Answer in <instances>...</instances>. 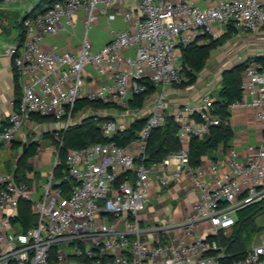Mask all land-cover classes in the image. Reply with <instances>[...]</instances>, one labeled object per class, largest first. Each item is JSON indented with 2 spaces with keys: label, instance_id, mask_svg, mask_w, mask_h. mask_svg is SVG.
Segmentation results:
<instances>
[{
  "label": "built area",
  "instance_id": "obj_1",
  "mask_svg": "<svg viewBox=\"0 0 264 264\" xmlns=\"http://www.w3.org/2000/svg\"><path fill=\"white\" fill-rule=\"evenodd\" d=\"M200 1L54 0L24 19V39L10 47L22 90L0 127V155L35 112L56 119L57 135L77 113L111 115L101 124L107 135L123 127L110 109L76 111L80 98L117 103L118 110L132 115L129 124L140 116L146 121L127 146L110 140L71 148L61 175L57 153L40 184L17 180L0 166V264H223L229 254L218 234L232 228L240 209L264 199V129L259 142L247 145L244 158L228 145L222 158L212 159L209 172L192 164L191 137L202 138L223 122L216 97L206 92L173 110L181 148L162 160L145 161L151 131L165 122L168 87L184 78L183 47L264 27V0H210L206 6ZM80 9L85 13L80 49H45V35L74 27ZM102 13L109 20L121 15L127 26L112 27L109 39L96 48L89 30ZM88 64L111 80L86 89ZM147 80L158 91L145 107L131 108L130 100L147 88ZM242 87L230 112L251 104L264 125V69L256 60L246 66ZM185 175L198 189L192 209L179 221L147 222L154 190ZM23 198L32 201L36 214L26 229L16 220ZM262 236L228 264H264V231Z\"/></svg>",
  "mask_w": 264,
  "mask_h": 264
},
{
  "label": "trees",
  "instance_id": "obj_2",
  "mask_svg": "<svg viewBox=\"0 0 264 264\" xmlns=\"http://www.w3.org/2000/svg\"><path fill=\"white\" fill-rule=\"evenodd\" d=\"M52 1L54 0H42L40 5L30 12L27 17L41 11L42 8L49 5ZM27 13L28 11L25 14ZM24 19L25 18L23 16L19 21V27L21 28L19 41L17 42L19 45L22 43L25 36V29L23 25ZM233 27L234 25L231 26V29ZM231 36L232 31H229L218 38L211 39L210 41L198 42V40H195L185 45L183 47L182 54V71H187L188 78L183 80L184 83H195L197 80V72L204 68L212 49L223 44ZM254 60L259 62L261 67L264 69V52L257 53L254 56ZM248 64L249 63H247L246 66ZM243 67L239 65L235 68L226 69L223 72L222 84L215 100L216 112L223 118V122L218 125H213L210 132L202 138L195 135L191 137L190 159L192 164H201L203 155L216 150L221 145L226 147L229 140L234 136L233 128L231 127L230 123L225 120L230 116L231 113L229 110L230 103L240 99L243 95V73H241ZM17 77L19 76L17 75ZM146 83L148 84L147 88L144 91L135 94V96L130 100L131 108L138 109L145 107L150 98L158 91L159 87L157 84L149 80H147ZM87 107L93 109H118L120 106L117 103L111 101L80 98L76 103L75 110L78 111ZM109 116L111 115L105 116L99 114H87L81 121L71 124L64 131V133L62 132L59 135L56 134V131H46L43 133V137L51 140L52 143L58 144L59 146V164L56 168L57 175H61L64 172V169L66 168L67 154L71 148L84 147L97 141L106 142L110 140H114L122 146H127L132 140L138 138L139 131L146 121V116H140L132 121L129 125L119 127L115 132L107 135L103 133L101 124L102 121ZM31 118L35 119L36 121L46 119L56 120L53 116L44 115L39 112L33 113ZM178 128V123L173 111L166 113L165 122L162 125L154 128L148 137L147 146L145 149V153L147 154L145 158L146 163L162 160L171 152L178 151L181 148V142L177 134ZM26 141H29L30 143L28 144L27 149L23 152L24 141L19 138L14 139L13 147L22 150V153L16 160L15 167L6 171L8 173L12 172L17 180H27L26 171L27 169L32 168L29 158L37 153L38 148L41 145L39 139L30 138ZM65 185H68L67 180L65 181ZM263 207L264 199L240 209L238 211V219L232 226L230 233H224V230L220 231L217 237L221 240L225 251L229 254L227 257L222 258L223 264H228L230 259L242 255L245 250L252 246L247 245V240H245V238L240 235V232L245 228L249 230L250 234H254L256 232L260 233V229L254 225L246 226L244 225L243 221L250 219L252 214ZM16 220L21 222L23 229H26L35 223L36 214L32 210L31 200L25 198L20 200L19 213L16 217Z\"/></svg>",
  "mask_w": 264,
  "mask_h": 264
},
{
  "label": "crops",
  "instance_id": "obj_3",
  "mask_svg": "<svg viewBox=\"0 0 264 264\" xmlns=\"http://www.w3.org/2000/svg\"><path fill=\"white\" fill-rule=\"evenodd\" d=\"M37 2L38 0L0 1V127L6 123L9 113L17 106L22 90V79L17 77L15 73L10 47L19 41L21 33V28L19 27L20 19ZM200 3L206 6L210 4V0H201ZM84 17V10L80 9L75 15L74 27H69L57 33L46 34L43 41L44 48L54 51L67 49L78 51L85 29ZM126 26L127 23L121 15H118L113 20H109L107 14L102 13L90 28L89 36L94 46L99 48L109 39L110 29L112 27L124 28ZM110 80V74L100 73L96 65L88 64L86 66V89H94L101 83ZM201 95V93H197L193 97H187L183 102L196 99ZM115 109L110 108L111 112L119 111ZM228 122L234 130V136L229 140L228 145L236 146L241 153V157L244 158L247 153V145L260 141L264 129L263 122L255 117L254 107L251 104H245L235 109L231 113ZM38 123L35 119L31 118L25 122V126L30 127ZM40 125L44 126L43 133L46 131L55 132L59 126L58 122L52 119L43 121ZM46 125L52 126L46 127ZM28 135V132L20 131V135L17 138L22 139L21 137H26V140H28ZM227 146L224 147L221 145L216 150L203 155L201 164L206 168L207 172H209V165L212 159L222 158L227 150ZM12 148L13 145L7 149ZM49 148L50 146L48 145L44 147L40 145L37 153L29 158V161L35 164L36 169L41 170L47 165L49 168L50 162L54 159L53 152ZM42 151L45 153L44 158L46 160L38 158ZM197 194L198 189L188 175H185L173 185L157 188L154 190L152 202L148 208L147 219L155 223L179 221L192 209Z\"/></svg>",
  "mask_w": 264,
  "mask_h": 264
},
{
  "label": "rangeland",
  "instance_id": "obj_4",
  "mask_svg": "<svg viewBox=\"0 0 264 264\" xmlns=\"http://www.w3.org/2000/svg\"><path fill=\"white\" fill-rule=\"evenodd\" d=\"M34 1V0H33ZM264 52V27L256 31H247L237 36L229 37L223 44L216 46L212 49L209 59L207 60L204 68L197 72V80L193 84H186L183 80L188 78L187 71H181L184 76L183 80L174 83L168 89L169 106L166 108V113L172 112L178 104L185 101L188 97H193L197 93L204 94L210 92L213 96H218L219 89L222 84V75L226 69L235 68L240 66L246 67L247 63L254 60V56L257 53ZM241 70L244 74L245 68ZM93 109V108H92ZM97 111L98 109H93ZM116 110V109H115ZM115 114L120 125H128L132 115L126 109H120L119 111L112 112ZM88 113H86L87 115ZM84 113H77L75 115L74 122L81 121L85 116ZM47 120V119H46ZM46 120L37 121L38 124L26 127L25 123L20 131L28 132V138H37L40 140L41 146H50L49 150L53 152L54 157L59 151L58 144L52 143L51 140L45 139L43 134L44 126L40 123ZM52 125H46L51 127ZM50 129V128H49ZM29 130V131H28ZM51 130V129H50ZM256 143V142H252ZM22 150L13 147L7 149L0 155V165L7 171L13 169L16 165V160L21 155ZM45 153L42 151L38 157L41 160H46ZM48 161H50L48 159ZM32 168L27 169V180L32 182L37 179V183L40 184L47 171L48 165L44 166L41 170L36 169V166L31 162ZM147 218V215H146ZM147 222L150 221L146 219ZM246 226H256L260 229V233L250 234L248 229H242L240 235L247 240V245L251 246L255 242L262 240V233L264 231V207L252 214L250 219L243 221ZM242 223V224H243ZM232 228L227 229L224 233H230Z\"/></svg>",
  "mask_w": 264,
  "mask_h": 264
},
{
  "label": "water",
  "instance_id": "obj_5",
  "mask_svg": "<svg viewBox=\"0 0 264 264\" xmlns=\"http://www.w3.org/2000/svg\"><path fill=\"white\" fill-rule=\"evenodd\" d=\"M0 1H4V0H0ZM41 1H42V0H38V2L35 3V4H34V5L28 10V13L24 15V18H27V16L29 15V13L32 12L37 6L40 5V2H41ZM47 7H48V5L45 6L44 8H42V10H45ZM29 143H30L29 141H24V142H23V146H24V150H23V152L27 149V146H28Z\"/></svg>",
  "mask_w": 264,
  "mask_h": 264
}]
</instances>
